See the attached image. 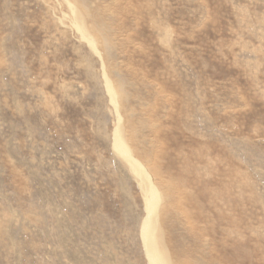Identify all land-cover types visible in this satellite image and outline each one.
<instances>
[{
	"label": "rangeland",
	"instance_id": "obj_1",
	"mask_svg": "<svg viewBox=\"0 0 264 264\" xmlns=\"http://www.w3.org/2000/svg\"><path fill=\"white\" fill-rule=\"evenodd\" d=\"M114 129L164 264H264V0H0V264H149Z\"/></svg>",
	"mask_w": 264,
	"mask_h": 264
},
{
	"label": "bare ground",
	"instance_id": "obj_2",
	"mask_svg": "<svg viewBox=\"0 0 264 264\" xmlns=\"http://www.w3.org/2000/svg\"><path fill=\"white\" fill-rule=\"evenodd\" d=\"M110 96H111V102H114L113 95L111 94ZM117 121H119V118ZM111 148L114 150V153L120 156L127 164H129L133 168L138 178V180L136 179L137 185L141 191L142 199L145 202V210L147 213V216L144 217L145 219L143 220L140 228L141 229L140 238L143 241L144 254L148 258L149 264H164V261L166 259L161 251L157 252L156 250L157 239L153 238L150 229L151 225L155 220L153 218L155 217V215L153 214V212L155 211L153 210L156 209V206L158 204V197H157L156 189L151 183V176L147 173L144 167L137 160H135L132 156H130L129 151L127 150L121 139L118 129H114L113 142L111 144Z\"/></svg>",
	"mask_w": 264,
	"mask_h": 264
}]
</instances>
